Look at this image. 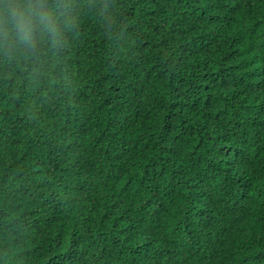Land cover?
<instances>
[{
    "label": "trees",
    "instance_id": "trees-1",
    "mask_svg": "<svg viewBox=\"0 0 264 264\" xmlns=\"http://www.w3.org/2000/svg\"><path fill=\"white\" fill-rule=\"evenodd\" d=\"M73 3L0 54V264H264V0Z\"/></svg>",
    "mask_w": 264,
    "mask_h": 264
},
{
    "label": "clouds",
    "instance_id": "clouds-1",
    "mask_svg": "<svg viewBox=\"0 0 264 264\" xmlns=\"http://www.w3.org/2000/svg\"><path fill=\"white\" fill-rule=\"evenodd\" d=\"M77 20L73 0H0V54L43 69L48 53L63 49ZM254 175L260 180L248 185L243 201L264 210V167Z\"/></svg>",
    "mask_w": 264,
    "mask_h": 264
}]
</instances>
